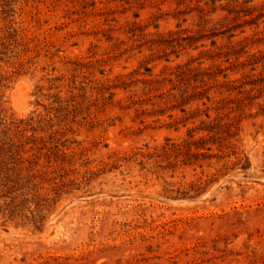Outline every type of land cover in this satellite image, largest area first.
<instances>
[{
    "label": "rangeland",
    "instance_id": "obj_1",
    "mask_svg": "<svg viewBox=\"0 0 264 264\" xmlns=\"http://www.w3.org/2000/svg\"><path fill=\"white\" fill-rule=\"evenodd\" d=\"M0 264H264V0H0Z\"/></svg>",
    "mask_w": 264,
    "mask_h": 264
}]
</instances>
